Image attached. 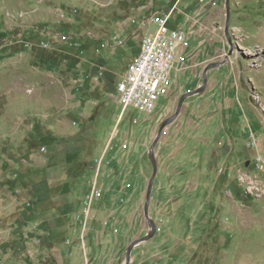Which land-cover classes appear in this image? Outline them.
Wrapping results in <instances>:
<instances>
[{"label":"rangeland","instance_id":"1","mask_svg":"<svg viewBox=\"0 0 264 264\" xmlns=\"http://www.w3.org/2000/svg\"><path fill=\"white\" fill-rule=\"evenodd\" d=\"M175 1L0 0V264H70L71 254L87 264L80 239L84 228L72 225L78 212L72 198L78 204L84 198L72 195L85 196L95 175L83 169L85 164L92 157L97 159L108 142L112 150L130 134L138 149L130 154L127 163L134 165L137 161L149 183L152 165L148 152L159 127L175 113L180 98L202 84L204 68L224 58L243 67L244 75L239 74L238 84L246 95L235 102L243 106L238 113L247 131L251 128L260 134L242 139L248 151L235 162L228 178L213 179L212 184L217 181L219 185L215 192H203L206 190L201 187L196 191L188 184L181 204L172 210L164 204L169 197L167 182L162 181L163 188L158 190L157 177L152 198L160 194V211L167 207L169 212L158 217L149 213L160 230L131 250V259L133 264H264V167L258 162H264V0H228L229 13L227 0H215V6H208L195 17L197 25L193 30L198 39L193 37L192 44L200 43L196 64L192 73L176 77L182 90L169 103L160 100L153 114H162L161 120L156 122L157 116L128 109L117 122L121 106L115 101L116 83L138 52L142 25L156 10L168 13ZM209 2L183 0L180 8L187 3L191 8L185 11L192 15L194 9ZM180 8L171 16L168 27L185 22ZM227 17L231 43L225 34ZM45 31L71 34L81 48H72L62 39L47 49L22 47L21 41L30 39L36 43L39 32ZM112 36L124 45L95 55L99 40ZM93 73L95 82L80 81V74ZM223 73L224 69L215 70L210 75L216 74L221 80ZM234 78L232 75L231 81ZM205 90L186 102L206 116L226 106L221 97H205ZM205 102L208 106L203 109ZM133 119L139 124L133 125ZM147 125L153 127L144 129ZM92 128H96L94 137ZM43 146L46 151L41 164L45 168L59 164L60 173L56 168L47 176L45 171L34 168L36 163L29 156ZM68 153L77 156L71 155L68 161ZM160 154L157 146V160ZM119 157L122 159V153ZM73 159L78 161L66 165ZM109 160L101 165L102 173ZM21 172L23 185L18 175ZM99 182H103L101 176ZM143 208L138 223L143 233L126 241L115 264H124L128 245L148 233ZM120 227L124 235L137 232L134 223L129 228V223L123 222ZM90 228H94L92 224ZM92 231L85 239L87 250L94 247ZM88 258L91 259L89 254Z\"/></svg>","mask_w":264,"mask_h":264},{"label":"crops","instance_id":"2","mask_svg":"<svg viewBox=\"0 0 264 264\" xmlns=\"http://www.w3.org/2000/svg\"><path fill=\"white\" fill-rule=\"evenodd\" d=\"M212 1L216 4L215 0H210L205 7L194 9L192 15H188L185 11L191 8L187 3H184L183 8H180L183 0H176L173 4L176 5L174 13L180 8V15L185 17V22L174 28H183L188 33L186 39L187 45L183 51L185 59L183 64L184 70L178 73L176 77L191 71V69L195 67L196 49L200 44L195 43V46L192 44L193 37L195 40L198 39L195 30H193L197 25L195 17L208 10V6H215V4L211 5ZM203 3H205V0ZM155 13L161 12L156 10L153 14ZM206 46L207 45H205L204 48ZM215 63L219 64V66L207 72V84L205 86L206 90L204 91V96L221 97L226 100V106L218 110L216 109L217 111L214 114L206 116L201 109L191 107V104L187 103L186 99L177 117L164 128L157 144L158 150H161V157H158V160L156 159L157 173L155 179L157 177L160 179L158 190L163 188L162 181L167 182L169 197L164 204L169 205L171 210L175 208V206L178 207L181 204L182 199L180 198L182 194L186 192L188 184L189 186L192 184L191 188H194L196 191L201 187L206 190L203 192H215L219 188V185L216 184L217 181L212 184L213 179L228 178L230 172L234 170L233 167L235 162L244 155L243 153L248 151L247 148L242 146V139L253 133L260 134V132H253L251 128L247 131V127L240 121L241 114L238 113V111L240 107L243 106L240 102H238V106L235 99H238L239 96H243L244 98V95H246V91L242 87L240 88L238 84L240 80L239 74H241V76L244 75L241 63H236L233 59L227 60V58ZM223 69L224 73L221 80H218L216 74L210 75L215 70ZM94 75H96V73L86 75L88 78H86L85 81H89L90 79L95 82L96 79ZM232 75L235 76L233 81H231ZM82 76L83 78L86 77L83 74ZM176 77L173 75V80L174 83L177 84V89L173 91V94L168 100L163 101L169 103L172 98L182 90L177 83ZM199 86L200 85L196 86V88ZM200 93L198 96H200ZM115 101H117V95L115 96ZM207 106L208 103L205 102L202 108L206 109ZM156 116L155 114L153 118ZM161 116L162 114H159L155 118L156 122L161 120ZM202 117L203 122L201 123ZM212 120L218 121L216 124H213ZM119 121L120 119L118 117L117 122ZM152 127V125H147L143 128L148 129ZM95 131L96 128H92V137H94ZM129 136L130 134H126L115 144L112 150L111 144L108 142V145H106L97 159H93L92 157V159L85 164V168H83L89 172H95L94 178L90 183L89 192L87 191L85 196L71 194L73 197H84L82 200L80 199L81 203L79 202V204L71 197L75 201V206L78 208V212L74 214L75 218L72 225L82 226L84 228L83 233H80V239L84 242L87 264H115L126 241L129 239L133 240L134 236L139 237L143 233V231L140 232L138 229V223L141 222L140 212L145 204L144 198L148 182L144 170L140 168V166H137V161H135L134 165L127 163L130 154L135 153L138 149V143L132 142ZM125 143L127 144V149H121V145ZM45 151V147H42L41 151L37 154H31L29 156L30 159L36 163L34 168L39 172L44 173L45 171L47 176L49 172H53L56 168L57 170L55 171L60 173L62 171V166L59 164L49 165L47 168H45L43 163L41 164V158ZM121 153L123 155L122 159L119 157ZM76 154L77 153H68L66 158L69 161L71 155L77 156ZM105 159L110 160L104 166V171L102 173L101 165L104 163ZM124 159H126V164H123ZM77 161L78 160L73 159L71 162H67L68 164L66 165H71ZM20 165L23 170V160ZM84 170L81 171L83 172ZM221 173L223 174L221 175ZM55 174L59 176L58 173ZM15 175L17 176V174ZM18 175L20 176L21 185H23V172ZM100 176L103 180L102 183L99 182ZM200 177H204V179L207 180L199 182ZM63 185L61 186L64 187ZM93 189H102V196L99 199L93 200L90 206L86 207L84 205V199L87 195L92 193ZM81 205L82 208H80ZM94 205H96L97 208H94ZM161 205V195L157 193L156 197L153 199L151 193L149 213L152 217L153 215H156V217L167 216L169 209L165 207L160 211ZM123 222L129 223V228L134 223L137 227V232L132 235H124L120 227V224ZM90 224H92L94 228H90ZM155 227L157 228V225H155ZM74 231L76 235L78 233L77 227ZM90 231H92L91 233L94 235L95 242L94 247H90L89 250H87V242L85 239L86 236L90 234ZM143 243L136 245L133 249L141 246ZM113 244L115 245L114 247ZM88 254L91 256V259L88 258ZM71 256L72 259L69 261L70 264L73 263L72 261H74L75 264H85V262L82 263L80 261L81 258L78 255L71 254ZM133 262L134 258L130 260V264H133ZM120 264H123V262Z\"/></svg>","mask_w":264,"mask_h":264},{"label":"built area","instance_id":"3","mask_svg":"<svg viewBox=\"0 0 264 264\" xmlns=\"http://www.w3.org/2000/svg\"><path fill=\"white\" fill-rule=\"evenodd\" d=\"M204 0H200L203 3ZM214 1L211 5H214ZM176 5H173L168 13H155L150 15L142 25L143 35L138 45V52L132 57L126 66L124 73L116 83L115 91L118 104L121 106L119 119L122 120L128 109L140 114H153L158 108L160 100H168L173 91L177 89L174 77L181 73L184 64L183 51L186 47L187 31L183 28H170L168 23L174 13ZM75 12V10H74ZM40 38L34 43L27 39L21 41L22 47L27 50L35 46L47 49L51 44L62 39L72 48L80 49L81 44L71 34L39 32ZM99 45L94 49L95 55H100L103 50L123 46L124 42L117 36L99 40ZM17 44V43H16ZM80 64H77L79 67ZM101 73L98 74L100 76ZM80 77L83 78L82 74ZM88 76L80 80L84 81ZM97 80V79H96ZM138 120L133 119L132 124L137 125ZM121 149H127V144L121 145ZM264 167V162L258 159ZM102 196V189H93L92 193L84 199V205L89 207L93 200ZM156 228V231H159Z\"/></svg>","mask_w":264,"mask_h":264},{"label":"water","instance_id":"4","mask_svg":"<svg viewBox=\"0 0 264 264\" xmlns=\"http://www.w3.org/2000/svg\"><path fill=\"white\" fill-rule=\"evenodd\" d=\"M227 13H229V2L227 0ZM228 17H227V24L225 27V34L227 35L228 41L230 42V38H229V23H228ZM231 52H229L228 55H230ZM219 66V64H210L207 65L203 71V75H202V85H200L199 87H197L195 90L188 92L186 94H184L177 105L176 111L173 115H171L170 117H168L159 127L158 133L152 143V145L150 146L149 152H148V156L152 165V174L150 177V181L148 183V187H147V192H146V201L144 204V208H143V214L144 217L149 225V231L148 233L141 239L138 240H134L130 243V245H128L127 249H126V258L124 261V264H130V260H131V250L138 244L146 242L147 240L150 239V237L154 236L156 234V227L154 222L150 219L149 217V205H150V200H151V193H152V188H153V184H154V180L156 177V173H157V162H156V158H155V148L159 142V138L161 136V133L163 132L164 128H166L174 119L175 117H177V115L179 114L181 107L183 105V103L185 102L186 99H188L191 96L194 95H198L202 90H204L206 84H207V72L212 69ZM262 112H264V109L261 108Z\"/></svg>","mask_w":264,"mask_h":264},{"label":"trees","instance_id":"5","mask_svg":"<svg viewBox=\"0 0 264 264\" xmlns=\"http://www.w3.org/2000/svg\"><path fill=\"white\" fill-rule=\"evenodd\" d=\"M44 147V146H43Z\"/></svg>","mask_w":264,"mask_h":264}]
</instances>
